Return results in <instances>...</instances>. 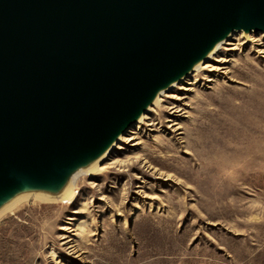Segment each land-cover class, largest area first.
<instances>
[{
  "label": "rangeland",
  "instance_id": "374dc122",
  "mask_svg": "<svg viewBox=\"0 0 264 264\" xmlns=\"http://www.w3.org/2000/svg\"><path fill=\"white\" fill-rule=\"evenodd\" d=\"M249 36L212 81L168 90L184 96L180 128L162 113L79 176L72 202L1 218L0 264H264V34Z\"/></svg>",
  "mask_w": 264,
  "mask_h": 264
},
{
  "label": "water",
  "instance_id": "95a60500",
  "mask_svg": "<svg viewBox=\"0 0 264 264\" xmlns=\"http://www.w3.org/2000/svg\"><path fill=\"white\" fill-rule=\"evenodd\" d=\"M264 0H0V180L103 138Z\"/></svg>",
  "mask_w": 264,
  "mask_h": 264
},
{
  "label": "bare ground",
  "instance_id": "6f19581e",
  "mask_svg": "<svg viewBox=\"0 0 264 264\" xmlns=\"http://www.w3.org/2000/svg\"><path fill=\"white\" fill-rule=\"evenodd\" d=\"M251 32L264 34V31L241 25H234L220 31L193 53L177 71L154 85L132 113L117 127L97 142L77 147L60 164L51 168L18 172L2 178L0 180V219L16 211L29 200H33L36 204L42 203L41 201L72 202L74 195L68 193L67 188L74 186L79 176L84 177L90 171L105 170L112 167V164H116V160L102 164L100 162L113 148L121 150L125 143L137 140L142 126L155 127V120L161 123L162 113L165 112V122L168 123L169 128H180L177 117L180 116L179 112H185V105L181 103L184 96H180V93L176 91L168 92V90H189L190 88L186 85H194L198 78L212 81L214 72L226 69L225 64L230 61V55L227 52L239 50L244 42L254 40L249 36ZM188 76L189 78L184 81ZM146 112H150L151 115L145 114ZM131 126H134L133 130L125 135ZM118 141L119 143H116ZM114 143L116 145H113ZM132 144L135 145L138 142ZM73 176H75L74 179ZM85 208V204H81L74 213ZM69 219L76 218L69 217ZM85 223V220L79 221L75 231L72 230L74 232L72 236L78 237L81 243L89 240L88 234L83 233ZM61 229L71 230V227L62 226ZM68 238L69 241H74V238Z\"/></svg>",
  "mask_w": 264,
  "mask_h": 264
}]
</instances>
